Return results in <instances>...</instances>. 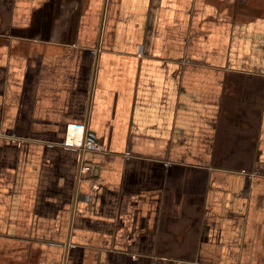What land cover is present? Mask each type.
Masks as SVG:
<instances>
[{
	"label": "crops",
	"instance_id": "crops-1",
	"mask_svg": "<svg viewBox=\"0 0 264 264\" xmlns=\"http://www.w3.org/2000/svg\"><path fill=\"white\" fill-rule=\"evenodd\" d=\"M0 264H264V0H0Z\"/></svg>",
	"mask_w": 264,
	"mask_h": 264
},
{
	"label": "built area",
	"instance_id": "built-area-1",
	"mask_svg": "<svg viewBox=\"0 0 264 264\" xmlns=\"http://www.w3.org/2000/svg\"><path fill=\"white\" fill-rule=\"evenodd\" d=\"M68 139L67 142L70 144L79 146L81 148H91V149H103L101 145L94 142L91 137H88L86 140L84 139V125H76L69 123L68 124ZM81 166L79 171V176L81 173H86L91 170V165L86 163L84 160H81Z\"/></svg>",
	"mask_w": 264,
	"mask_h": 264
}]
</instances>
